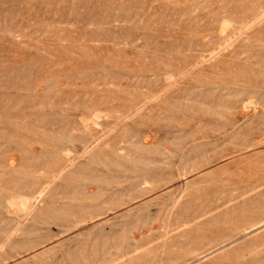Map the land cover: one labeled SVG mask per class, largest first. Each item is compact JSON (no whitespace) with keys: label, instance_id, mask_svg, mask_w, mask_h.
I'll return each instance as SVG.
<instances>
[{"label":"rangeland","instance_id":"rangeland-1","mask_svg":"<svg viewBox=\"0 0 264 264\" xmlns=\"http://www.w3.org/2000/svg\"><path fill=\"white\" fill-rule=\"evenodd\" d=\"M0 264H264V0H0Z\"/></svg>","mask_w":264,"mask_h":264},{"label":"bare ground","instance_id":"bare-ground-1","mask_svg":"<svg viewBox=\"0 0 264 264\" xmlns=\"http://www.w3.org/2000/svg\"><path fill=\"white\" fill-rule=\"evenodd\" d=\"M216 55V54H215Z\"/></svg>","mask_w":264,"mask_h":264}]
</instances>
